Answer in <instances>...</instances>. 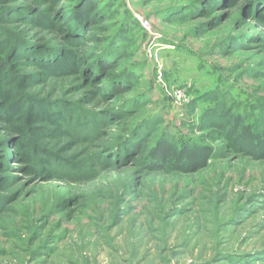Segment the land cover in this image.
<instances>
[{
    "label": "rangeland",
    "instance_id": "1",
    "mask_svg": "<svg viewBox=\"0 0 264 264\" xmlns=\"http://www.w3.org/2000/svg\"><path fill=\"white\" fill-rule=\"evenodd\" d=\"M0 264H264V0H0Z\"/></svg>",
    "mask_w": 264,
    "mask_h": 264
},
{
    "label": "trees",
    "instance_id": "2",
    "mask_svg": "<svg viewBox=\"0 0 264 264\" xmlns=\"http://www.w3.org/2000/svg\"><path fill=\"white\" fill-rule=\"evenodd\" d=\"M90 1V0H89ZM171 148H169L168 145H165L164 148L162 149V154H172Z\"/></svg>",
    "mask_w": 264,
    "mask_h": 264
}]
</instances>
